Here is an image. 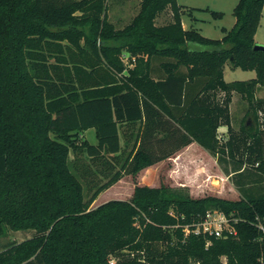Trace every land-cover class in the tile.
<instances>
[{"label": "trees", "instance_id": "16d2710c", "mask_svg": "<svg viewBox=\"0 0 264 264\" xmlns=\"http://www.w3.org/2000/svg\"><path fill=\"white\" fill-rule=\"evenodd\" d=\"M108 10V0H0V236L36 231L0 249V264H264V120L236 130L231 113L239 94L264 119V0H239L220 39L185 29L201 9L178 0H140L122 28ZM226 65L256 77L227 81ZM193 142L243 177L240 200L136 185L131 199L91 208ZM211 210L236 233H195Z\"/></svg>", "mask_w": 264, "mask_h": 264}, {"label": "rangeland", "instance_id": "374dc122", "mask_svg": "<svg viewBox=\"0 0 264 264\" xmlns=\"http://www.w3.org/2000/svg\"><path fill=\"white\" fill-rule=\"evenodd\" d=\"M179 4L184 6L185 9L199 8L201 10H194L192 16L185 14L183 16V24L187 28L193 24L199 32L209 38L220 39L224 36L222 29L225 27L231 29L235 22L234 8L239 0H178ZM108 16L111 22L117 27L122 28L132 21V19L139 13L140 0H108ZM223 12L224 16L221 19H216L212 16L210 11ZM264 13V12H263ZM172 18L170 10H166L158 19V24H164ZM257 44L264 45L261 41L264 40V16L258 30ZM229 66V67H228ZM226 68V80H249L248 73L242 69H232L230 65ZM259 97L264 96L263 90L257 93ZM232 124L236 130L241 127H258L261 115L258 117L252 113L251 106L239 94L234 95L231 105ZM260 119V120H259ZM84 138L90 143H96V135L93 129L84 133ZM196 150L193 149V154ZM199 155V154H196ZM74 156L71 154V158ZM216 159V158H215ZM208 160H179L174 158L172 161H166L161 167H154L150 170L144 169L136 176L126 175L122 180L114 184L109 190L103 192L99 198L92 204L91 208H96L100 204L107 202L111 199L129 200L133 196L136 185L147 184L149 186H170L173 188H183L190 192L191 196L195 198L218 196L229 200H240L242 192L235 186L234 178L239 177L228 176V179L222 176L223 173L221 165L217 162H207ZM211 161V160H210ZM217 161V160H216ZM227 165L230 169L232 165L227 161L222 166ZM177 168L175 180L170 179L169 170ZM206 168L210 171L207 174ZM226 175V174H225ZM205 177V178H204ZM105 179H103V182ZM246 181L243 177L239 178V183L242 188L245 186ZM253 186V185H251ZM257 189V188H256ZM36 231L33 229L28 230H10L4 237L0 236V249H3L8 242H22L27 239L33 238ZM113 258H110V262Z\"/></svg>", "mask_w": 264, "mask_h": 264}, {"label": "crops", "instance_id": "0c3cea01", "mask_svg": "<svg viewBox=\"0 0 264 264\" xmlns=\"http://www.w3.org/2000/svg\"><path fill=\"white\" fill-rule=\"evenodd\" d=\"M179 3V2H178ZM264 12V11H263ZM263 16H264V13H263ZM263 16H262V19H263ZM182 22H183V17H182ZM183 26H184V28L185 29H189V28H187L184 24H183ZM190 27H192V28H195V27H193V24H191L190 25ZM225 28V27H224ZM197 29V28H196ZM227 29V28H226ZM259 30V29H258ZM258 31H257V34H256V36H255V40H256V42L257 43H259L260 41L258 40ZM222 38V37H221ZM262 43H264V40H262L261 41ZM227 66L228 65H226L225 66V70H224V73H225V79H226V68H227ZM229 67V66H228ZM231 68V67H230ZM237 69H240V68H237ZM245 72H247L248 74V78L249 79H252V78H255L256 77V72L255 71H245ZM263 92H264V89H263ZM262 98H264V96L262 97ZM233 99H234V97H233ZM232 105V104H231ZM193 149L194 150H196L195 152V154H193L192 152H193ZM196 154H199V155H196ZM174 158H178L179 160H187V161H192V160H201V159H204V160H208L209 161V164H210V162H215V163H217V161H216V159H215V157H213L207 150H205L203 147H201L197 142H193V143H191L190 145H188V146H186V147H184L183 149H181L180 151H178L177 153H175L172 157H170V158H168V159H166V160H163V161H161V162H159V163H157V164H155V165H153V166H151V167H149V168H147V170H150V169H152V168H154V167H161L162 165H164V163H166V161L168 160V161H172ZM211 160V161H210ZM207 161V162H208ZM176 172H177V168L174 166V168L172 169L171 168V170H169V177H171L170 179H173V180H175V179H177L176 178ZM206 172H207V174H210V171L208 170V168H206ZM222 174V176H224V177H226L227 179H228V175H225V173L223 172V173H221ZM124 178V177H123ZM205 178V177H204ZM122 180V179H121ZM139 185H147V184H139ZM107 190H109V189H107ZM106 190V191H107ZM105 192V191H104ZM103 193V192H102ZM101 193V194H102ZM100 194V195H101ZM99 195V196H100ZM99 198V197H98Z\"/></svg>", "mask_w": 264, "mask_h": 264}, {"label": "built area", "instance_id": "2783aa9c", "mask_svg": "<svg viewBox=\"0 0 264 264\" xmlns=\"http://www.w3.org/2000/svg\"><path fill=\"white\" fill-rule=\"evenodd\" d=\"M258 228L261 231L262 239L264 240V224L263 223L259 224ZM193 231L197 234H202L204 236H215V237H223L225 233L228 234L236 233L234 228L230 225L227 215L218 210L209 211L206 214L204 221L197 224ZM187 232H189L188 229ZM110 263L117 264L115 259H113ZM221 264H228L227 259L223 258Z\"/></svg>", "mask_w": 264, "mask_h": 264}, {"label": "water", "instance_id": "95a60500", "mask_svg": "<svg viewBox=\"0 0 264 264\" xmlns=\"http://www.w3.org/2000/svg\"><path fill=\"white\" fill-rule=\"evenodd\" d=\"M255 49H256V50H261V51L264 52V45L256 44V45H255Z\"/></svg>", "mask_w": 264, "mask_h": 264}]
</instances>
